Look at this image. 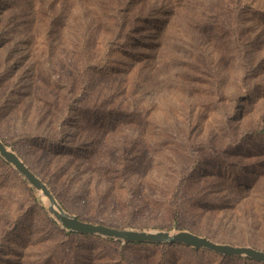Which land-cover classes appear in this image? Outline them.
<instances>
[{
    "label": "rangeland",
    "instance_id": "1",
    "mask_svg": "<svg viewBox=\"0 0 264 264\" xmlns=\"http://www.w3.org/2000/svg\"><path fill=\"white\" fill-rule=\"evenodd\" d=\"M0 138L82 218L264 249V0H0ZM6 163L0 264H264L67 233Z\"/></svg>",
    "mask_w": 264,
    "mask_h": 264
},
{
    "label": "water",
    "instance_id": "2",
    "mask_svg": "<svg viewBox=\"0 0 264 264\" xmlns=\"http://www.w3.org/2000/svg\"><path fill=\"white\" fill-rule=\"evenodd\" d=\"M0 155L47 198L49 212L64 229L120 239L123 242L180 243L197 249H209L226 256H246L264 263V249L253 245L217 241L189 229L122 227L84 219L66 209L48 183L1 138Z\"/></svg>",
    "mask_w": 264,
    "mask_h": 264
},
{
    "label": "trees",
    "instance_id": "3",
    "mask_svg": "<svg viewBox=\"0 0 264 264\" xmlns=\"http://www.w3.org/2000/svg\"><path fill=\"white\" fill-rule=\"evenodd\" d=\"M6 141V140H5ZM26 162V161H25ZM27 163V162H26ZM8 166L9 164L6 163ZM28 164V163H27ZM85 219V218H84ZM67 233H74V234H77V235H82V236H89V235H86V234H82V233H75L73 231H68ZM107 240H112V239H109L107 238ZM131 243H134V242H131ZM180 244V243H178ZM187 246V245H186ZM195 251H202V252H205V253H209L213 256H217V257H222V258H231V259H242V260H250V261H255L254 259H251L249 257H246V256H242V257H239V256H226V255H222V254H219V253H215L209 249H205V248H202V249H194Z\"/></svg>",
    "mask_w": 264,
    "mask_h": 264
}]
</instances>
